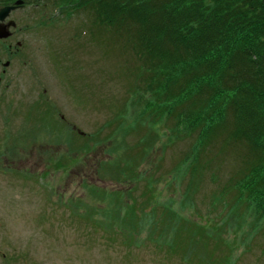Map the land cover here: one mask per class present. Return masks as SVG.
<instances>
[{
  "label": "rangeland",
  "instance_id": "obj_1",
  "mask_svg": "<svg viewBox=\"0 0 264 264\" xmlns=\"http://www.w3.org/2000/svg\"><path fill=\"white\" fill-rule=\"evenodd\" d=\"M34 11L24 2L11 13L16 26L10 42L16 54L3 53V64L12 65L11 82L0 90V264H189L182 249L167 259V247L163 252L156 248L158 237L171 228L169 209H159L153 227L124 223L117 214L122 201L132 202L127 192L131 182L121 172L139 154L141 137L145 148H154L140 158L151 168H142L147 177L150 170L154 174L153 199L163 206L176 200L181 218L202 225L216 242L214 247L210 241V248L198 245L191 264L203 257L208 264H223L230 252L239 257L236 264H264V229L247 243L254 221L246 219L241 227L236 223L225 234L211 225L208 176L197 208L187 202L185 180L173 169L177 152L188 150L185 143L162 150L160 128L155 134L143 125L135 136H125L116 132L119 125L109 127L111 111L119 108L128 88L127 57L116 53L107 37L99 44L74 40L75 19L44 23L50 18L46 12L37 24ZM108 129L115 133L105 140ZM106 160L112 162L108 168L101 166ZM212 166L218 168L215 161ZM230 171L224 166L215 175L226 177ZM134 196L143 202V185ZM185 234L180 233L184 241Z\"/></svg>",
  "mask_w": 264,
  "mask_h": 264
},
{
  "label": "trees",
  "instance_id": "obj_2",
  "mask_svg": "<svg viewBox=\"0 0 264 264\" xmlns=\"http://www.w3.org/2000/svg\"><path fill=\"white\" fill-rule=\"evenodd\" d=\"M21 1L35 10L37 24L47 13L50 18L44 23L75 19L74 40L89 38L99 44L107 37L113 50L127 57L128 88L119 108L111 111L109 127L119 125L116 132L125 136H135L143 125L155 134L160 128L165 140L162 150L185 143L188 150L177 152L173 169L179 178L183 176L184 196L194 209L207 189L203 185L208 176L206 215L218 233L251 219L255 226L247 237L249 243L254 233L264 229V0ZM131 109H137L132 117ZM114 133L111 130L105 140ZM143 141L145 137L136 146L139 154L122 169L125 181L131 182L127 192L131 191L132 202L122 201L117 214L124 223L153 227L159 209H169L166 218L171 228L161 233L156 248L163 252L166 246L167 259L182 249L183 261L191 264L198 245L210 248L209 242L214 247L216 242L202 225L181 218L176 200L163 206L153 199L154 174L150 170L147 177L151 168L140 158L154 148H145ZM212 161L218 168H231L230 174L216 176L218 168L211 170ZM111 164L106 160L101 166ZM142 185L139 204L134 192ZM181 232H186V241ZM174 240L180 242L176 245ZM225 245L232 249L228 242ZM238 258L230 252L223 264H236ZM204 259L198 264L209 263Z\"/></svg>",
  "mask_w": 264,
  "mask_h": 264
},
{
  "label": "flooded vegetation",
  "instance_id": "obj_3",
  "mask_svg": "<svg viewBox=\"0 0 264 264\" xmlns=\"http://www.w3.org/2000/svg\"><path fill=\"white\" fill-rule=\"evenodd\" d=\"M17 1L18 0H12V1L5 0V4H3L2 0H0V10L2 8H5V7L15 6ZM22 7L20 6L17 9H21ZM12 21L14 22V20L12 19V15H10V17L5 21V24H9ZM11 29H12V27H11ZM11 29H10V31H11ZM14 37L15 36L14 35L12 36V33H11V36L9 38L0 39V90L3 87V84L9 85V83L11 82L10 81V79H11L10 74L11 73L9 72L8 69L11 67L12 63L10 61H8V62H6V64L5 63L3 64V60H4L3 53L8 52V55H10L11 58L16 54L13 52V45L11 44L12 42H10L11 39Z\"/></svg>",
  "mask_w": 264,
  "mask_h": 264
},
{
  "label": "water",
  "instance_id": "obj_4",
  "mask_svg": "<svg viewBox=\"0 0 264 264\" xmlns=\"http://www.w3.org/2000/svg\"><path fill=\"white\" fill-rule=\"evenodd\" d=\"M23 1H17L15 6L5 7L0 10V39H7L11 36V27H15V23L5 24V21L10 17L11 13L18 7L23 6Z\"/></svg>",
  "mask_w": 264,
  "mask_h": 264
}]
</instances>
